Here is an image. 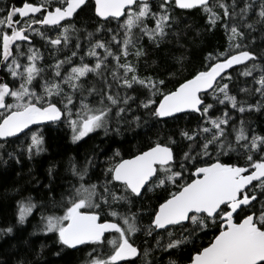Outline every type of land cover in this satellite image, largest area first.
<instances>
[{"label":"snow or ice","instance_id":"snow-or-ice-1","mask_svg":"<svg viewBox=\"0 0 264 264\" xmlns=\"http://www.w3.org/2000/svg\"><path fill=\"white\" fill-rule=\"evenodd\" d=\"M85 10L95 17L86 46L73 22ZM177 10H198L209 29L223 27L227 47L208 52L180 79L172 71L142 75V41L159 47L173 33ZM258 28L264 33V0H19L0 7V141L23 135L20 155L31 160L47 151L44 129L53 124L66 125L74 144L98 130L120 136L145 129L140 146L127 153L116 147L95 180V154L83 163L69 158L73 181L60 200L22 196L16 223L0 226V235L39 209L36 230L55 235L56 255L87 246L86 264H136L149 255L135 243L141 233L165 252L193 244L188 264H264V133L243 119L264 111V55L246 43ZM46 52L54 62L45 63ZM177 62L183 68L184 57ZM239 76L251 84L238 87ZM181 120L184 127L162 134ZM147 193L157 199L145 208Z\"/></svg>","mask_w":264,"mask_h":264},{"label":"trees","instance_id":"trees-1","mask_svg":"<svg viewBox=\"0 0 264 264\" xmlns=\"http://www.w3.org/2000/svg\"><path fill=\"white\" fill-rule=\"evenodd\" d=\"M13 3L18 4L19 0H0V7L7 8ZM174 15L177 22L173 27V33L159 47L150 43L147 38L142 41L145 50V56L141 59L139 66L142 75L159 74L163 77L172 71L176 72V78L180 79L200 68L208 52L222 51L227 47L228 40L223 27L217 26L209 29L206 17L200 11L177 10ZM94 21V13L91 10L81 12L73 21L81 30L78 35L80 42L85 46L88 39L86 33L93 31ZM36 41L37 46H40L42 42L38 37ZM73 42H75V36ZM246 43L255 53L264 55V33L259 28L250 34ZM65 54L69 53L59 55L63 58ZM45 56V63L54 62L47 52ZM181 56L184 57L183 68L177 62ZM237 83L238 87L249 86L251 78L239 76ZM241 95L243 98V94ZM9 102H11L10 99ZM239 118L237 114V119ZM243 119L253 129L264 133V111L246 113ZM186 123L185 120H181L177 125L170 123L162 130V134H168L174 128L184 127ZM191 126H195V117L192 119ZM144 131L145 129L141 128L124 131L120 136H114L112 133L106 136L103 130H98L74 144L66 125L53 124L44 129L47 151L31 160L28 159L27 154L20 155L21 145L27 143L24 136L13 139L10 143L0 141V144H4V147L0 148V226L16 223V201L22 196L31 195L37 203L47 202L50 199L59 201L62 193L69 186V181H73L68 170L69 158L74 157L83 163L86 157L95 154L98 157L96 161L98 166L93 173V180H95L101 175L105 166L104 162L112 151L116 147H120L125 153L135 151L144 139ZM177 152H179L178 149ZM9 153L19 156L21 162L17 163L16 159L9 156ZM49 168L54 169L52 176L48 175ZM156 199V194L147 193L143 201L144 207L155 204ZM137 207L140 205L138 204ZM38 221L39 209L34 211L25 224L16 225L11 235H0V262L2 264H19L20 261L24 264H86L87 254L91 251L90 247L83 246L79 250H65L57 256L56 252L60 250V246L55 242V235H44L37 231ZM143 223L145 225L148 223L147 215L144 216ZM211 235V232L206 235L202 234L201 238L196 241V245L206 244ZM134 239L141 252L146 248L149 249V255L147 257L141 255L136 259V264H146V262L147 264H169L170 260L176 261L177 264H188L189 256L193 252L191 243L165 252L157 249L153 238L143 233L137 234Z\"/></svg>","mask_w":264,"mask_h":264},{"label":"water","instance_id":"water-1","mask_svg":"<svg viewBox=\"0 0 264 264\" xmlns=\"http://www.w3.org/2000/svg\"><path fill=\"white\" fill-rule=\"evenodd\" d=\"M22 136H23V135H21L20 137H22ZM13 139H16V138H10V140H13ZM81 247H83V246H80V248H81ZM80 248H79V249H80Z\"/></svg>","mask_w":264,"mask_h":264}]
</instances>
